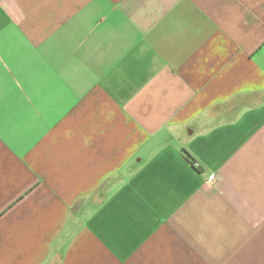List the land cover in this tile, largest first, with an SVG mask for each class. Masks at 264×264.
Wrapping results in <instances>:
<instances>
[{
    "label": "crops",
    "instance_id": "0c3cea01",
    "mask_svg": "<svg viewBox=\"0 0 264 264\" xmlns=\"http://www.w3.org/2000/svg\"><path fill=\"white\" fill-rule=\"evenodd\" d=\"M0 264H264V0H0Z\"/></svg>",
    "mask_w": 264,
    "mask_h": 264
},
{
    "label": "trees",
    "instance_id": "16d2710c",
    "mask_svg": "<svg viewBox=\"0 0 264 264\" xmlns=\"http://www.w3.org/2000/svg\"><path fill=\"white\" fill-rule=\"evenodd\" d=\"M184 153L190 158L192 163L195 164L196 160L187 151H184Z\"/></svg>",
    "mask_w": 264,
    "mask_h": 264
},
{
    "label": "built area",
    "instance_id": "2783aa9c",
    "mask_svg": "<svg viewBox=\"0 0 264 264\" xmlns=\"http://www.w3.org/2000/svg\"><path fill=\"white\" fill-rule=\"evenodd\" d=\"M209 179H210V181H211L212 183H214L215 180H216V177L211 175Z\"/></svg>",
    "mask_w": 264,
    "mask_h": 264
}]
</instances>
